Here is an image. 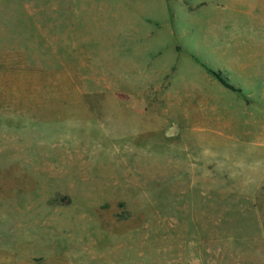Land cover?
<instances>
[{
	"label": "rangeland",
	"instance_id": "374dc122",
	"mask_svg": "<svg viewBox=\"0 0 264 264\" xmlns=\"http://www.w3.org/2000/svg\"><path fill=\"white\" fill-rule=\"evenodd\" d=\"M0 264H264V0H0Z\"/></svg>",
	"mask_w": 264,
	"mask_h": 264
},
{
	"label": "crops",
	"instance_id": "0c3cea01",
	"mask_svg": "<svg viewBox=\"0 0 264 264\" xmlns=\"http://www.w3.org/2000/svg\"><path fill=\"white\" fill-rule=\"evenodd\" d=\"M134 6L135 7L132 9L131 5H130V8L128 9V12H129V16H128V18H129L128 27L129 28L128 29L129 30H131V29L132 30H141V31H144V33L143 34L136 33L134 35V37H130L128 39V41H129L128 44H132V42L134 44L137 39H143L144 42H139V44H137L138 46H141V47L138 48L137 53H135V54L136 55L149 54L150 50L145 49V47L147 45V42L150 41V38H151L150 37V35H151L150 32L152 30H156V29H165V28L167 29L168 25H161L160 27H157V28H154V29H147L142 24L138 25L137 22H136L137 18H146V17H148L146 15L147 14L146 12H151L152 8H150L149 5L143 6V5H137L135 3H134ZM161 11L156 9L155 15L156 16L161 15ZM120 14H121V12H119L118 17L121 16ZM118 20H120V18H118ZM141 35H144V36H141ZM119 45H121V43ZM115 109H118L120 111L119 116L122 117V119H121L122 121L120 120L118 122L119 123L118 125H116L117 123L114 121L116 123L115 126L114 125L112 126L113 134H114V140L121 141L123 139H126L125 138L126 135H132L131 138H135L133 141H135L136 139H139V140H142V141L146 142L148 140V136L152 134V127H151V130L148 131V132L147 131L146 132H138L134 128H132L131 130H128L125 127V125H124V124H126V122H125L126 119H128L130 121L131 120L130 118H132L135 115H137V113H139L138 115H143V113H140V112L134 113V112H132V110H136L137 109V110L145 111V106L141 105L140 103H130V102L129 103H125V102L122 103V102H120V103H118V105H117V107ZM125 116L126 117L129 116V118H125ZM168 127H169V125H167L164 128V130H163L164 133H163V137L162 138L166 139V140H168V137L165 136V133H166V129ZM178 137H182L184 139L183 133H182L181 136H178ZM157 159L159 160V158H157Z\"/></svg>",
	"mask_w": 264,
	"mask_h": 264
},
{
	"label": "trees",
	"instance_id": "16d2710c",
	"mask_svg": "<svg viewBox=\"0 0 264 264\" xmlns=\"http://www.w3.org/2000/svg\"><path fill=\"white\" fill-rule=\"evenodd\" d=\"M210 74L225 88L234 90V87L229 83L228 79L222 75L221 72H215L212 70H208Z\"/></svg>",
	"mask_w": 264,
	"mask_h": 264
}]
</instances>
